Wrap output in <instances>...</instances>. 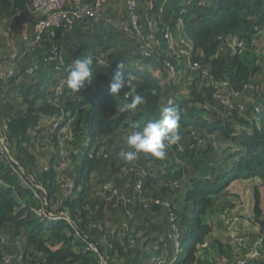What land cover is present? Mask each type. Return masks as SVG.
Wrapping results in <instances>:
<instances>
[{
	"label": "trees",
	"instance_id": "obj_1",
	"mask_svg": "<svg viewBox=\"0 0 264 264\" xmlns=\"http://www.w3.org/2000/svg\"><path fill=\"white\" fill-rule=\"evenodd\" d=\"M30 1L0 0V238L13 244L0 242V264L14 253L21 260L9 264H201L203 218L223 190L264 185V0H133L136 31L129 1L106 0L104 20L43 31L38 42L45 17L25 12ZM86 55L92 78L74 93L66 77ZM120 62L126 87L111 96ZM135 94L144 103L124 110ZM168 106L181 127L166 157L120 159L124 136ZM253 198L259 218L256 189ZM216 243L208 252L221 255Z\"/></svg>",
	"mask_w": 264,
	"mask_h": 264
},
{
	"label": "rangeland",
	"instance_id": "obj_2",
	"mask_svg": "<svg viewBox=\"0 0 264 264\" xmlns=\"http://www.w3.org/2000/svg\"><path fill=\"white\" fill-rule=\"evenodd\" d=\"M122 7H120L121 10ZM83 45V42L80 43ZM86 46L85 44L82 46ZM81 47V48H82ZM262 56L260 53L255 52V56ZM138 65L142 66V64H135L137 68ZM150 68V66H147ZM131 76V75H130ZM40 189V188H39ZM70 186L67 188L69 191ZM257 190L258 194V211L261 214L259 218L255 217L254 214V198L253 191ZM222 195H224V203L222 206H218L217 209L214 210L212 208L205 215L204 223L207 224L210 228L208 236L206 237L205 242L198 247L197 258L201 264H205L206 260H210L211 264H236L238 257H236L239 253L242 255L240 258L245 259L246 254H242V250H237L239 245L237 242L240 239L247 241V237L253 236V239L256 243H260L261 247L256 249L257 258L264 257V232H261L259 228L258 222L264 221V185H262L257 180H240L233 181L229 184V186L223 190ZM213 198V197H211ZM156 202L155 204H157ZM159 205L161 203H158ZM172 219V216L169 215V220ZM214 239L217 242L215 245L219 246L222 249V254L218 255L217 252H214V257L205 256V252L210 249V240ZM251 239V237H250ZM6 242L5 239L0 238V242ZM248 242V241H247ZM8 251L13 249V244L9 241L6 242ZM158 243V242H157ZM253 243V242H252ZM176 246L178 242L175 243ZM254 244V245H255ZM17 245V250H19V245ZM158 245V244H157ZM252 246V245H251ZM0 247H4L3 245ZM233 247V248H231ZM235 247V249H234ZM249 247V246H248ZM93 249V248H92ZM233 249V250H232ZM205 251V252H204ZM246 252V251H245ZM244 252V253H245ZM238 255V256H240ZM7 258L10 259L9 263L15 259L17 262L21 260V254L14 253L13 256L7 255ZM240 259V260H241ZM260 259V258H259ZM254 260V259H253ZM263 260V259H262ZM253 262V263H256ZM8 263V264H9ZM105 264L104 262H102ZM248 264H252L249 263ZM258 264H264V261Z\"/></svg>",
	"mask_w": 264,
	"mask_h": 264
},
{
	"label": "clouds",
	"instance_id": "obj_3",
	"mask_svg": "<svg viewBox=\"0 0 264 264\" xmlns=\"http://www.w3.org/2000/svg\"><path fill=\"white\" fill-rule=\"evenodd\" d=\"M93 57L86 55L74 60L66 77V87L72 92H78L85 83H90L93 73ZM123 62L117 63L109 85L111 96H119L126 87L123 80ZM133 91H135L133 89ZM144 103V98L135 94L130 102L124 105V110H135ZM180 112L176 107L163 108L158 119L148 121L142 128L134 127L124 136L125 148L118 156L126 163L134 161L138 154H144L154 159H164L171 145L179 142Z\"/></svg>",
	"mask_w": 264,
	"mask_h": 264
},
{
	"label": "built area",
	"instance_id": "obj_4",
	"mask_svg": "<svg viewBox=\"0 0 264 264\" xmlns=\"http://www.w3.org/2000/svg\"><path fill=\"white\" fill-rule=\"evenodd\" d=\"M128 13H127V22L131 26V29L134 31L137 30V16L135 14L136 4L133 0H128ZM204 2H211L212 0H203ZM66 0H31L29 4L25 8V12L28 15H43L45 17L44 20H41L35 25L34 31L37 33L35 38V42H38L39 35L43 31L51 30V36L56 32L66 33L70 31L75 25L83 24L85 27L89 26L91 23H95L103 17V9L106 4V0H92L91 3H77L71 5L70 9L67 8ZM109 21H106V23ZM111 26L116 29H121L124 26L122 22L112 21ZM57 31H55V30ZM22 39L26 40L25 34H22ZM165 39L170 41V45L172 44V38L170 34H165ZM34 42V43H35ZM32 44H30L31 46ZM234 47H242V43L233 41ZM146 54L145 56H147ZM11 75V72L10 74ZM7 143L5 142V138L0 137V153L5 156L7 159ZM70 185H68L69 187ZM139 188V185L137 186ZM243 240L240 239L238 242L241 243ZM3 243V241H2ZM239 248H244L247 250V255L245 259H239L236 264H248L249 259L257 258L256 249L260 246V243H256L255 245L246 248L245 244H238ZM14 260V259H13ZM3 263L8 264L10 259L7 256L2 258ZM160 264V261L157 262Z\"/></svg>",
	"mask_w": 264,
	"mask_h": 264
},
{
	"label": "crops",
	"instance_id": "obj_5",
	"mask_svg": "<svg viewBox=\"0 0 264 264\" xmlns=\"http://www.w3.org/2000/svg\"><path fill=\"white\" fill-rule=\"evenodd\" d=\"M26 28H27V27H26ZM27 31H28V34L31 35V32H32V31L30 32V28H28ZM75 37H76V36H75ZM75 37H74V38H75ZM78 39H79V38H76L75 40L78 41ZM1 46H2V45H0V53H1ZM14 50H15V49H14ZM208 250H209V249H208ZM204 252H205V251H204ZM205 256H206V257H207V256H209V257H214V254H213V253H209V252L207 251V252H205ZM205 264H211V261L208 259V260H206V263H205Z\"/></svg>",
	"mask_w": 264,
	"mask_h": 264
}]
</instances>
